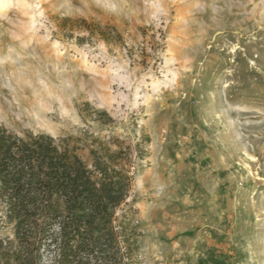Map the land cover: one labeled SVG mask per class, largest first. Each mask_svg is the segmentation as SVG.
Returning a JSON list of instances; mask_svg holds the SVG:
<instances>
[{
	"label": "rangeland",
	"instance_id": "obj_1",
	"mask_svg": "<svg viewBox=\"0 0 264 264\" xmlns=\"http://www.w3.org/2000/svg\"><path fill=\"white\" fill-rule=\"evenodd\" d=\"M21 87L56 99L51 131L12 108ZM0 106L86 165L131 150L140 264H264V0H0Z\"/></svg>",
	"mask_w": 264,
	"mask_h": 264
},
{
	"label": "trees",
	"instance_id": "obj_2",
	"mask_svg": "<svg viewBox=\"0 0 264 264\" xmlns=\"http://www.w3.org/2000/svg\"><path fill=\"white\" fill-rule=\"evenodd\" d=\"M81 22L107 43L116 31ZM90 154L91 166L65 140L0 125V223L14 230L0 237V264H140L132 210L119 214L134 180L132 152L100 145Z\"/></svg>",
	"mask_w": 264,
	"mask_h": 264
},
{
	"label": "bare ground",
	"instance_id": "obj_3",
	"mask_svg": "<svg viewBox=\"0 0 264 264\" xmlns=\"http://www.w3.org/2000/svg\"><path fill=\"white\" fill-rule=\"evenodd\" d=\"M34 90H36V89L34 88ZM18 95H20V97H17ZM18 95H15V98H14V101L16 103H14V101H12V103H10L9 100H8V102L10 104H12L11 105L12 108H14L16 110H17V108H19V114L21 115V119L27 121L28 123L37 125L38 127H42L44 129L45 128H48L51 131L52 125L47 120L48 119L47 118V115L48 114H52V113H49V112L52 110V104L55 103L54 101H56V99L53 98V101L52 100H50V101H48V100L47 101H44L47 97H50V99H52V95L48 94L47 96H45V95H40V94H36V93L32 95L31 92H30V90L27 87H21L20 92L18 91ZM7 99H8V97H7ZM2 112H3V110H2ZM61 113H63V112H61ZM15 117L18 119V115L15 116Z\"/></svg>",
	"mask_w": 264,
	"mask_h": 264
}]
</instances>
